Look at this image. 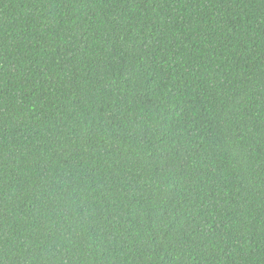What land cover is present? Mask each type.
I'll return each instance as SVG.
<instances>
[{
    "label": "trees",
    "instance_id": "1",
    "mask_svg": "<svg viewBox=\"0 0 264 264\" xmlns=\"http://www.w3.org/2000/svg\"><path fill=\"white\" fill-rule=\"evenodd\" d=\"M0 264H264V0H0Z\"/></svg>",
    "mask_w": 264,
    "mask_h": 264
}]
</instances>
